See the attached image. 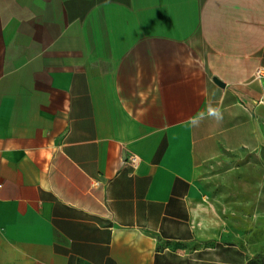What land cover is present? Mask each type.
Wrapping results in <instances>:
<instances>
[{"label": "crops", "instance_id": "1", "mask_svg": "<svg viewBox=\"0 0 264 264\" xmlns=\"http://www.w3.org/2000/svg\"><path fill=\"white\" fill-rule=\"evenodd\" d=\"M258 68L264 0H0V264H247Z\"/></svg>", "mask_w": 264, "mask_h": 264}, {"label": "rangeland", "instance_id": "2", "mask_svg": "<svg viewBox=\"0 0 264 264\" xmlns=\"http://www.w3.org/2000/svg\"><path fill=\"white\" fill-rule=\"evenodd\" d=\"M206 181L245 186L247 264H264V149L258 154L230 156L222 166L210 169Z\"/></svg>", "mask_w": 264, "mask_h": 264}, {"label": "built area", "instance_id": "3", "mask_svg": "<svg viewBox=\"0 0 264 264\" xmlns=\"http://www.w3.org/2000/svg\"><path fill=\"white\" fill-rule=\"evenodd\" d=\"M256 80L258 81H262L264 79V68H258V70L256 71V76H255ZM138 160L137 157H133L132 158V162L136 163Z\"/></svg>", "mask_w": 264, "mask_h": 264}, {"label": "water", "instance_id": "4", "mask_svg": "<svg viewBox=\"0 0 264 264\" xmlns=\"http://www.w3.org/2000/svg\"><path fill=\"white\" fill-rule=\"evenodd\" d=\"M215 82H216L218 85L223 86V84H222L219 80L216 79Z\"/></svg>", "mask_w": 264, "mask_h": 264}]
</instances>
